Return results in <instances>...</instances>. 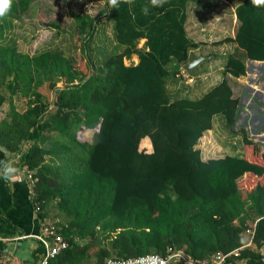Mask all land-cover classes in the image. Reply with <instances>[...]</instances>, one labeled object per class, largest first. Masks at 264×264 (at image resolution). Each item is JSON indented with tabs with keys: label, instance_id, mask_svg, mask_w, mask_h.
I'll return each mask as SVG.
<instances>
[{
	"label": "trees",
	"instance_id": "16d2710c",
	"mask_svg": "<svg viewBox=\"0 0 264 264\" xmlns=\"http://www.w3.org/2000/svg\"><path fill=\"white\" fill-rule=\"evenodd\" d=\"M32 1L11 0L0 29ZM188 1L168 0L144 14L149 0L110 12L104 0L102 13L118 51L97 66L87 53L94 18L71 12L88 74L60 50L29 55L0 35V87L9 95L29 90L21 112L0 91V104L8 103L0 119V148L14 168L31 172L29 201L37 218L44 219L50 201L65 217L54 226L67 246L47 264H82L93 244L95 264L113 256H165L169 250L182 251L193 264L210 256L206 264H211L216 253L226 254V264H264L259 251L264 245V144L249 139L242 126L232 129L240 105L224 79L197 98L170 96L165 86L197 46L183 27ZM234 15L233 37L214 43L232 42L240 49L241 56L228 54L222 68L223 74L238 77L245 73L244 58L264 61V6L241 0ZM132 55L136 63L124 64ZM44 80L53 92L51 111L36 90ZM215 115L240 135L241 155L201 159L194 146ZM80 125L94 128L89 144L75 137ZM46 131L55 132L47 147L39 144ZM58 154L64 159L60 164L44 158ZM242 234L250 236L252 248L244 246ZM85 237L94 243L79 244ZM41 253L36 241L31 264Z\"/></svg>",
	"mask_w": 264,
	"mask_h": 264
},
{
	"label": "rangeland",
	"instance_id": "374dc122",
	"mask_svg": "<svg viewBox=\"0 0 264 264\" xmlns=\"http://www.w3.org/2000/svg\"><path fill=\"white\" fill-rule=\"evenodd\" d=\"M201 1L202 0H197L196 2L192 1L191 4H189L191 6L189 11V18L197 21L194 22V29H190V32L194 31L196 33L195 28L200 24L199 22H205L206 25H208L209 23L213 24V22H216V17H226V12H223L222 8L218 7V5L212 9H210V7L207 9L201 7ZM214 1L217 0H207L211 7L212 2ZM103 2L104 0H33L28 10L24 14L20 15L19 17L13 18L12 20H8L5 30L0 29V35L4 36L6 39L5 41L7 42L8 40L14 42L16 50L21 53L30 55L47 49L60 50L65 56L74 60L75 69L80 70L82 73L88 74V72H90V69L88 68L86 59L83 58L78 49L77 35H75L74 33L75 22L70 17V13L75 12L78 14H88L90 17L94 18L96 25L94 26L93 35L91 36V39L87 44V53L90 55L91 64L97 66L102 62L105 55L111 52L118 51L117 46L114 43L111 23L110 21H108V19H106L104 13H102ZM203 4H205V1H203ZM200 25L202 26V24ZM231 29L235 30L234 26ZM230 31V28H228L226 32L230 33ZM198 32L202 33L204 31L199 30ZM195 38L199 40L205 37L199 34V37ZM206 38H210L212 42L211 44L214 45L216 50L220 53L230 54V52L233 50L232 44L229 43L226 44V49H219L217 44L214 43L219 38L217 35H212ZM198 42H200V49L197 52L204 53L203 55L206 56L205 54H207L208 51L203 50L204 48L202 46L203 43L201 40H199ZM141 43L142 41L139 40L137 46L140 47ZM132 61V57L130 59H123V63L126 64H129ZM181 68L182 66H180L177 70V73H179L180 75L178 79H180L181 85L190 87L191 85L200 82L202 83V87L200 89H203L205 87V84L207 83L206 78L200 79V75H198L197 77L194 76V78H192V81H188V77H190V74ZM180 72H182V74ZM196 74L197 71L195 72V75ZM47 82V80L42 81V83L36 88V90H38L42 94L43 100L47 103V110L51 111L53 110V106L51 104V101L53 99V92L48 88ZM170 85L171 82L167 87H169ZM55 86L61 87L62 82L56 81ZM0 91L5 96L9 95V93L2 87H0ZM28 92L29 90H22L16 92L13 95H9L11 98V102L13 103V107L16 111L21 112L24 110L26 106L25 96H27ZM7 109V101H4L2 104H0V119H2L6 115ZM244 118H241L238 112L235 121L236 126L232 127V129L243 126L245 121ZM212 127H214L213 132L202 134L196 143V146H198L197 148L201 150V157L203 156V158L222 157L224 154L229 153L230 150L225 148V146L223 147V142L227 141L228 137L236 136L230 134L229 128L223 123L220 117L212 118ZM93 131V127L87 128L80 125L75 131V137L79 141L89 144L92 139ZM54 134L55 132L52 131L44 132L46 139L42 143L39 142V144L41 146L47 147L50 142L51 136H53ZM138 148L147 151L146 148H143L141 145H139ZM241 151L243 152V147ZM44 158L48 162L51 161L54 164H60L64 162V159L62 160V156L60 154L53 156L47 155ZM16 160L17 157L14 158V161ZM31 184H29V187ZM41 221L42 223L47 222L49 224H52L53 230L55 231L54 225L65 222V217L58 211L55 206V202L50 201V203H48L46 206L44 219ZM95 230H98L99 232V229L95 228ZM112 234L113 233H111L110 236ZM244 234H242L241 236L244 246L252 248V245L250 244V236H246ZM80 240H84V242H91V244L94 243L89 239V237H85V239H78L79 244H83V242ZM102 243L105 244L106 242ZM95 249L96 245L93 244L87 250L88 256L86 257V259H83L82 264H95ZM259 251L264 257V245L260 248ZM26 257L28 258V256ZM29 258H31V255L29 256ZM210 258L211 256L205 258L203 261H201V263H208V260L210 261ZM28 261L21 264L32 263Z\"/></svg>",
	"mask_w": 264,
	"mask_h": 264
},
{
	"label": "crops",
	"instance_id": "0c3cea01",
	"mask_svg": "<svg viewBox=\"0 0 264 264\" xmlns=\"http://www.w3.org/2000/svg\"><path fill=\"white\" fill-rule=\"evenodd\" d=\"M192 1L196 2L197 0H189L187 2L186 19L183 24L186 36L191 41L197 43L195 48L190 49L189 54H192L194 57H204L205 59L195 64L191 68L192 71L186 72H191L189 73L190 77H188V81H192L194 76L197 77L200 75L199 78H206L207 83L203 89H200L202 87V83L200 82L190 87L183 86L180 84V79H178L180 76L179 73L171 74L167 76L165 84L168 93L174 97L186 96L189 98H197L224 79L231 90V96L238 99L240 105L239 116L241 118L245 117L242 127L246 131L248 138L254 142L264 144V61L244 58V75L233 77L228 73L223 74L222 68L228 54L218 52L214 45L211 44L210 38H206L217 35L219 37L217 40L219 41L224 37H233L234 30L231 28L233 26L235 28L237 25L234 8L241 0H217L218 2H212V7L207 0H202L200 2L201 7L207 9L210 7L212 9L218 5V7L222 8L223 12H226V17H216V22H213V24L209 23L208 25L205 22H199L202 26L200 24L196 26V33L194 31L190 32V29H194V22H197L189 18L191 8L189 4ZM203 1H205V4H203ZM228 28L231 30L230 33L226 32ZM199 30L204 32L199 33ZM199 34L205 37L199 40L203 43V50L208 51L205 54L206 56L203 55L204 53L197 52L200 49V42L195 37H199ZM140 41H143V39H140ZM227 43L233 46L230 54L234 53L240 57L241 55L237 51L240 49L232 42H222L217 44V46L219 49L224 50ZM131 57L133 58L131 63H136V56L132 55ZM181 69L184 70L183 66ZM196 71L197 74L195 75ZM180 73L182 74V72ZM170 82L171 85L167 87ZM213 117H220L222 119L220 115ZM213 128L211 127L204 131L203 134L213 132ZM230 134L236 136L228 137L227 141L223 142V147L225 146V148L230 150L226 154L241 155L242 143L240 135L232 131H230ZM194 147L197 148L198 146L195 144ZM199 155L201 157V150H199ZM10 159L9 155L0 148V263L21 264L28 260L32 262L29 256L31 255V250L36 245L34 235L40 231L42 221L37 218L36 212L30 204L29 182L18 174L19 170L11 165ZM201 159L204 160L207 158H203L202 156ZM7 168L13 169V172L6 179L4 172Z\"/></svg>",
	"mask_w": 264,
	"mask_h": 264
},
{
	"label": "built area",
	"instance_id": "2783aa9c",
	"mask_svg": "<svg viewBox=\"0 0 264 264\" xmlns=\"http://www.w3.org/2000/svg\"><path fill=\"white\" fill-rule=\"evenodd\" d=\"M18 174L24 177L29 184L32 183L33 179L30 171L19 169ZM33 210L36 211L37 207L33 208ZM34 238L42 247V253L37 264H47L49 258L53 257L67 246V242L63 239V237L53 230L52 224L47 222L41 223L40 231L38 234L34 235ZM225 256V254L216 253L213 256L211 264H221L224 261ZM173 260H180L188 264H193L187 255L180 251L172 250H169L165 256L153 252L137 256H113L106 258L102 264H171V261Z\"/></svg>",
	"mask_w": 264,
	"mask_h": 264
},
{
	"label": "clouds",
	"instance_id": "9594fccd",
	"mask_svg": "<svg viewBox=\"0 0 264 264\" xmlns=\"http://www.w3.org/2000/svg\"><path fill=\"white\" fill-rule=\"evenodd\" d=\"M134 0H106L107 10L110 12L113 9H118L121 4L131 5ZM168 0H149V5H146L143 8L144 14H148L150 8H160L163 7ZM251 4L254 7L264 6V0H250ZM11 0H0V17H3L7 11L10 9ZM13 172V169L7 168L4 172V177L7 179L10 177V174Z\"/></svg>",
	"mask_w": 264,
	"mask_h": 264
},
{
	"label": "water",
	"instance_id": "95a60500",
	"mask_svg": "<svg viewBox=\"0 0 264 264\" xmlns=\"http://www.w3.org/2000/svg\"><path fill=\"white\" fill-rule=\"evenodd\" d=\"M204 57H194L192 54L188 56V62L183 66L185 71H191V68L197 64L199 61L204 60ZM5 264V263H0Z\"/></svg>",
	"mask_w": 264,
	"mask_h": 264
},
{
	"label": "bare ground",
	"instance_id": "6f19581e",
	"mask_svg": "<svg viewBox=\"0 0 264 264\" xmlns=\"http://www.w3.org/2000/svg\"><path fill=\"white\" fill-rule=\"evenodd\" d=\"M177 251H180V250H177ZM180 252H182V251H180ZM149 253H151V252H149ZM183 253V252H182ZM146 254V253H145ZM159 254V253H158ZM183 254H185V253H183ZM220 254H222V253H220ZM186 255V254H185ZM226 255V254H225ZM226 257V256H225ZM225 262V258H224V261L222 262V263H224Z\"/></svg>",
	"mask_w": 264,
	"mask_h": 264
}]
</instances>
